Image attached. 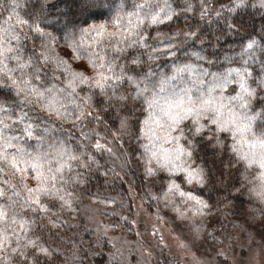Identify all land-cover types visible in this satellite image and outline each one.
Segmentation results:
<instances>
[{"label": "snow or ice", "instance_id": "6c2138e0", "mask_svg": "<svg viewBox=\"0 0 264 264\" xmlns=\"http://www.w3.org/2000/svg\"><path fill=\"white\" fill-rule=\"evenodd\" d=\"M73 2L80 11H88L107 4L111 13L110 21L114 27L113 32L107 33L111 53L109 54L105 50L104 54H101L89 49L91 53L89 56L91 75L85 74L86 69L85 72L73 74V78L69 81L68 88L73 92L76 87H80L81 92H85L83 97L76 95V98L80 100L76 115V118L81 120L80 126L84 127L89 117L97 123H103L100 114H106L103 107L100 108V113L86 110L88 102L92 101L93 97H101L100 105L104 104V98H106L110 102V106L119 109L122 113L118 117V126L114 125L115 131L109 133L114 141L122 140L127 136H132L138 140L141 138L150 139L146 134L141 136V122L135 117L133 111V108L139 103L141 111L147 112L143 121L145 125L163 121L162 127L166 125L169 133L176 131L177 136L184 140L182 145L177 136L166 140V143L176 144L177 147L170 153L165 152L163 158L154 146L141 145L144 147L141 156L149 153L144 165L146 177H155L159 172L168 173L167 177H161V179L168 180L167 185L160 189L162 196H156L153 199L162 198L167 201L169 193L178 194L181 198L195 202L193 208L197 214L206 213L210 205L193 196L191 192L183 191L180 184H177L172 177L181 173L182 180L189 184L195 181L196 184L204 187L212 181L211 167L208 160L196 163L199 158L198 153L203 152L206 156L210 155L212 157L211 163L214 164L218 154L228 151L227 145H220L210 134L204 133L205 125L200 123V118L206 113H210V124L216 125L218 129L230 131L232 128H239L241 123L246 126L254 124L255 128L251 131V135L258 137L260 143L264 145V76L258 82L254 81L257 87L261 89L256 105L252 104L257 96L256 89L248 83L252 78L248 65L256 62L257 52L264 56V26H261L259 33L252 32L248 35L247 42L242 45L241 49L243 62L238 67H232L236 61L225 56L224 60L227 66L223 70L214 71L211 67L214 61L203 54V48L196 49L194 44L192 50L187 47L185 49L179 47L180 43L202 40L196 30L190 28L189 31L183 32V41L174 40L173 37L180 36L181 32L173 31L167 40L157 41L155 47H153L149 36H146L143 31H137L144 21L153 26L166 25L173 20L174 16H178L179 13L168 3V0H163V2L160 0H137L131 6L132 12L130 13V16L136 17V21L133 23L129 19L127 26L123 29L120 27L122 23L121 13L126 12L128 0H73ZM12 7L15 9L21 5L17 0ZM224 7L229 15L234 13L238 15L249 7L264 9V0H230V3ZM190 9V5L185 7V11ZM43 13L44 5L41 6V16L29 15L27 20L18 21L20 25L29 24L30 21V29L47 40V43L42 44L40 53L25 56L22 47L13 48L9 41L12 39L19 41V37L9 36L8 29L4 30L5 39L0 42V63L4 60L14 59L16 61V67L9 69L8 74L0 82V90L7 89L6 93L0 91V160L5 161L14 170V173L20 174V183L27 193L21 205L18 201L11 200L7 194L8 190L0 188V199L4 201L3 206H0V224L4 226L0 230V249L8 247L12 236H14L15 244L12 246V251L16 253L17 264H27L29 256L33 258L34 264H40V256L37 253L47 257L51 252L49 248H45L37 240L31 238L21 243L22 236H27L30 223L35 221H25L23 216L19 220L16 219V209L19 207L23 211L24 206H27L33 211L47 213L48 200L46 198L59 200L62 207H71L69 200L65 198L71 193H66L65 189L69 184L74 186L85 184L86 176L77 172L75 175H69L66 178L65 170L71 173V162L73 161L86 169H91L93 165L97 168L101 167L94 156H86L82 162L80 156L75 154V151H80V149L74 151L64 143L49 144L50 151H41L43 134L37 137L38 143L32 152L24 147V143L19 137L6 135V131L11 125L23 124L25 125L22 129L23 135L31 139L34 129L30 123H26L29 118L24 108L33 104L43 105L45 103L49 108L52 106V101H45L43 99L44 92H41L32 83L33 80L40 79L38 70H34V64L50 60L48 53L56 39L51 33H47L44 27H41V24L47 26V18ZM217 15L219 16L220 12H217ZM205 16L206 13L202 5L201 18L203 19ZM90 27L100 36L107 32L103 25ZM227 28L230 32H237L243 28V25L237 27L236 24L229 23ZM79 30L81 33L87 32L83 26ZM156 30L159 33V27ZM129 49H133V51L129 52ZM181 52L187 58L180 55ZM145 56L147 61H155L161 58L169 59L171 62L170 73L154 72L151 67L147 71L140 70L147 62L144 59ZM260 63L261 70L264 71V59L260 60ZM29 76L31 79L28 78ZM233 82L236 83L239 91L233 88L232 92L235 95L230 94L231 98L225 102V89ZM45 91L49 96L52 95V89H45ZM14 105L19 107L18 113L15 111ZM188 117L192 118V124L188 126V134L185 135L184 129L179 128V123ZM134 120L135 124L132 123ZM81 136L84 140L89 139L88 133L81 132ZM106 144L107 140H105V144H101L97 140L94 147L98 151L111 153L112 148L106 147ZM228 161L230 164L233 163V157H228ZM235 162L239 163V161ZM261 167H264V162H262ZM29 171L35 174L37 181L35 188L28 187L25 183L23 174ZM233 188H237V185L234 184ZM211 190L210 188L209 191ZM10 191L11 196H20L16 187H12ZM261 195L264 198V193ZM179 215L184 217L183 212ZM11 225H15V227L12 228L10 235L9 227ZM198 236L199 228H195L193 240ZM21 257L24 258L23 261H21Z\"/></svg>", "mask_w": 264, "mask_h": 264}, {"label": "trees", "instance_id": "16d2710c", "mask_svg": "<svg viewBox=\"0 0 264 264\" xmlns=\"http://www.w3.org/2000/svg\"><path fill=\"white\" fill-rule=\"evenodd\" d=\"M16 2L17 0H0V42L5 39L4 30L8 29L9 36L19 37V41L15 39L9 41L13 48L22 47L25 56L40 53L42 44L47 43V40L30 29V21L29 24L25 25H20L18 21L21 19L27 20L29 15L41 16V6L44 5L43 15L47 18V26L45 27L44 24H41V27H44L45 31L51 33L56 39L51 45V51L48 53L50 60L34 64V70H38L40 79L33 80L32 83L33 86L44 92L43 99L45 101H52V106L49 108L47 103H45L43 105L33 104L24 108L29 118L26 123H30L34 129L31 139L23 135L22 129L25 127L23 124L11 125L6 131V135L19 137L21 142L24 143V147L29 152H32L37 146V137L43 134V140L41 141L43 148L40 149L41 151H50L48 148L49 144L64 143L69 149L74 151L78 148L80 149V151H75V154L80 156L82 162L86 156H94V159L101 166L97 168L93 165L91 169H86L73 161L71 162V173L65 170L66 178L69 175H75L77 172H81L86 176L85 184L79 186L69 184L65 189L66 193H71V195H66L65 197L69 200L71 207H62L59 200L46 198L48 200L47 213L33 211L27 206H24L23 211L19 207L16 209V219L19 220L23 216L25 221H35L30 223L27 236H22L21 243L31 238L37 240L45 248L50 249L51 254L47 257L37 253L40 256V264H62L64 259L60 250L56 249V247L64 244L65 239L70 232L74 231L76 225L78 228L81 227V230L83 229L86 205L93 199L102 198L103 194L101 192L106 186H111L110 191H113L111 194L112 201H116L115 197L121 200V195L129 192L127 184H131L145 198L149 209L154 208L151 190L154 185L156 188L167 185L168 180L161 179V177H167L168 173L159 172L155 177H152L154 179L146 177L144 165L149 153L141 156V153L144 152V147H141V145H148V140L152 138V142L160 144V150H156L160 152L167 145L166 140L177 136V133L175 131L169 133L167 130L160 129L157 137L153 139L148 133L147 126L143 123L147 112H142L139 103H137L133 111L135 117L141 122V136L143 137L146 134L150 139L141 138L138 140L131 136V139L127 140L129 144L124 143V145L120 141L111 140L109 133L115 131L114 125L118 126V117L122 113L119 109L110 106V102L106 98H104V104L100 105L101 97H93V100L88 102L86 110L100 113V108L103 107L106 110V114L100 113L103 123H97L89 117L85 126L81 127V120L76 118L77 105L80 104V100L76 98V95L83 97L85 92H81L80 87H76L73 92L68 88V85L73 78V74L85 72L87 69L85 74L91 75V66L89 64L91 53L89 49L101 54H104L105 50L109 54L111 53L107 33L113 32L114 27L110 21L109 6L105 4L103 7L80 11L73 0H46V2L45 0H18L21 7L13 9L12 5ZM136 2L137 0H128L126 12L121 13V29L127 26L129 19L135 23L136 17L130 16V13L132 12L131 6ZM160 2H163V0H160ZM168 3L179 13L178 16H174L173 20L166 25L153 26L144 21L137 31H143L146 36H149L153 47H155L157 41L167 40L173 31L181 32L180 36H174L173 39L183 41V32L189 31L190 28L196 30L202 40L180 43L179 47L181 49L187 47L192 50L194 44L196 49L203 48V54L214 61L211 66L214 71L217 69L223 70L227 66L224 60L225 56L231 57L236 61L232 67H238L243 62L241 60V49L242 45L247 42L248 35L252 32L259 33L261 26H264V13L256 7H249L238 15L235 13L229 15L224 6L228 5L230 0H168ZM24 5H27V7H24ZM188 5L191 6V9L185 11V7ZM202 5L206 13L203 19L201 18ZM217 12H220L219 16ZM229 23H234L237 27L243 25V28L237 31L239 36L234 38L230 36L231 33H229L230 31L227 28ZM99 25H103L107 29L103 36L97 35L90 27ZM81 26L87 30L86 33L80 32ZM157 27L160 29L159 33H157ZM243 36L247 37L243 39ZM217 48L219 50H216ZM131 51L133 49H129V52ZM143 51L146 52V50ZM215 53L217 55H214ZM157 55H160V53H157ZM180 55L187 58L183 52ZM256 57V62L248 65V70L252 73V78L248 83L257 92L256 98L252 101L253 105H256L259 100L261 91L254 81L258 82L264 76L260 63L264 56L257 52ZM144 59L147 61L146 56ZM78 61L84 63L85 66H79L77 64ZM205 66L207 67V65ZM15 67L16 61L14 59L4 60L0 63V82L8 74L9 69H14ZM149 67L154 72L163 71L170 73L171 62L165 58L147 61L140 70L147 71ZM28 78L31 79V76ZM233 88L239 91L235 82L229 84L224 92L225 102L231 98L230 94L235 95L232 92ZM45 89H52V95L49 96ZM0 91L6 93L7 89ZM14 108L17 113L20 111L19 107L15 105ZM188 119H183L179 123V128L184 129L185 135L188 134V126L192 124V120L187 121ZM132 123L135 124V120ZM93 129L95 131H92ZM133 131H135L134 128ZM81 132L88 133L89 139L84 140ZM103 132L107 136V139L105 138L107 140L105 146L112 148L111 153L98 151L94 147L95 142L100 140L97 133ZM204 133L210 134L220 145L228 146L226 153L216 156L214 164L211 163L212 157L210 155L206 156L203 152L198 153L199 158L196 163H201L203 160L209 161L212 181L204 187L198 186V184L192 187V185L186 186L184 180L181 179V173H177L172 179L177 184H180L183 191L187 190L193 193V195L210 205L207 210L210 214L207 215L209 222L206 227L209 229L213 224V235L230 238L233 230L240 227L252 230L255 235L264 237V198L255 195L257 171L253 168H247L246 163L238 159L234 149H232V142L226 134L218 133L215 126H213L211 131L204 128ZM177 138L182 145L184 143L182 142L183 138L178 136ZM105 140L102 141L105 143ZM230 156L233 157V163L231 164L228 161ZM235 161H239V163ZM23 175L28 187L35 188L37 185L35 174L29 171ZM216 176H218L219 181L223 179L221 186L217 184ZM234 184L237 185V188H233ZM213 185L215 186L214 188ZM12 187H16L20 192L19 197L11 196L10 190ZM0 188L8 190L7 194L11 197V200L18 201L21 205L23 204V199L27 193L23 190V185L20 183V174L14 173V170L3 160H0ZM210 188L212 189L211 191H209ZM226 200L231 202H225ZM128 202L131 205L129 198ZM3 203L4 201L0 199V206H3ZM229 207L230 211L228 210ZM128 226L132 228L133 224ZM216 226L219 227L217 228ZM3 227V224H0V230ZM14 227L15 225L9 227L10 235ZM14 244L15 237L12 236L9 246L0 249V264H17L16 253L12 251ZM104 249L103 251L97 249L94 246L93 238L89 233L85 234L78 244L77 254L79 260L76 264H93V262L94 264H106L103 258L105 257V253L103 254ZM28 250L31 251V249ZM96 251L101 252L99 254L100 258L95 255ZM91 256H93L92 260ZM20 259L23 261L24 258L21 257ZM27 264H34L31 256L27 258Z\"/></svg>", "mask_w": 264, "mask_h": 264}, {"label": "rangeland", "instance_id": "374dc122", "mask_svg": "<svg viewBox=\"0 0 264 264\" xmlns=\"http://www.w3.org/2000/svg\"><path fill=\"white\" fill-rule=\"evenodd\" d=\"M261 10L264 13V9ZM229 33L233 38L239 36L237 32ZM246 37L243 36V39ZM77 64L81 67L85 66L80 61ZM209 115L210 113L204 114L200 118V123L208 130H212L215 126L218 133L227 135L238 159L245 162L247 168L257 171L255 195L262 197L264 167H261V164L264 162V145L260 143L258 137L251 135L255 125L246 126L241 123L239 128H232L230 131L218 129L216 125L210 124ZM188 118L187 121L192 120L191 117ZM161 125L163 121L145 125L153 139L157 137L160 129L167 130L166 125L163 127ZM98 137L99 142L105 144L103 142L105 138L107 139L105 132L99 133ZM110 138L113 140L111 135ZM130 139L131 136H127L119 141L124 145ZM148 145L160 150V144L152 142V138L148 140ZM175 147L176 144L167 143L158 153L163 158L165 152L170 153ZM216 180L221 186L223 179L219 181L216 176ZM184 183L186 186L196 185L195 181L191 184L186 181ZM127 185L129 192L125 191L126 193L121 195V200L115 197L116 201H112L113 191H110L111 186H108L109 188L106 186L102 189V198L93 199L86 205L83 229L76 225L64 244L56 247L64 259L62 264H76L79 260L78 244L87 233L93 238L97 249L103 251L105 248L103 258L106 264H264V237L255 235L254 231L237 227L230 238L213 235V224L209 229L206 227L209 222L207 215L210 212L197 214L193 208L194 201L169 193L167 201L162 198L153 199L154 208L149 209L138 189L131 184ZM154 186L151 190L152 197L162 196L160 189L164 186L161 188ZM228 210H231L230 207ZM181 212L184 213L183 218L179 215ZM129 224H133V227L129 228ZM195 228H199V236L193 240ZM99 254L101 252L96 251L97 258H100Z\"/></svg>", "mask_w": 264, "mask_h": 264}]
</instances>
